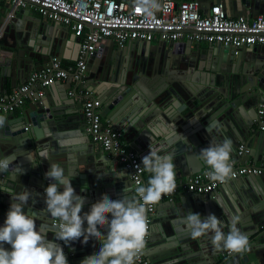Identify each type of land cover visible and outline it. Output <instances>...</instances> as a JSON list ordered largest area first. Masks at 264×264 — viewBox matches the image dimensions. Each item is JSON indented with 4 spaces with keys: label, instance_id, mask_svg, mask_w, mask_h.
<instances>
[{
    "label": "water",
    "instance_id": "95a60500",
    "mask_svg": "<svg viewBox=\"0 0 264 264\" xmlns=\"http://www.w3.org/2000/svg\"><path fill=\"white\" fill-rule=\"evenodd\" d=\"M199 3L206 15L216 3L222 4L227 16L264 14V0H199ZM6 8L10 11L8 4ZM5 11L0 12V25L5 22L4 39L0 40V94L7 95L8 81L14 90L21 82L18 80H26L32 70L45 67L52 57L66 58L61 54L64 41L72 40L78 50L79 39L73 33L68 35V28L60 23L43 22L29 8L17 7L11 16ZM56 30H62V36L58 37ZM106 41L99 43L87 61L84 86L101 96L100 114L112 124L125 100L131 98L124 93L135 92V106L129 112L134 116L124 126L117 123L113 126L123 132L130 148L140 152L141 161L147 154L143 153V146L150 147L149 141H142L144 125L153 127L149 139L153 144L159 141L155 146H164L161 154H173L176 177L198 173L208 166L198 154L213 139L219 143L230 138L233 150L246 143L248 151L241 163L264 161V130L256 128L254 121L261 105L263 121L258 126L264 128V45L235 48L212 42L201 44L187 37L167 43L131 40L114 48V42L110 41L108 53L103 56L100 52ZM132 49H138L139 54L133 57L126 53ZM76 58L77 55L67 59ZM103 81L110 84L105 86ZM60 84L55 81L43 87V95H34L20 116L0 113L6 117L5 126L0 128V158L11 157L12 166L20 165L24 170L14 178L10 170L0 181V227L4 226L13 203L12 196L2 190L9 188L19 193L26 188L34 193L35 202L30 199L23 210L37 214V230L43 225L50 240H55L52 218L42 210L46 208L43 189L55 182L45 177L52 162L59 163L65 174L73 175L72 186L85 198L81 215L89 212L104 194L113 200L120 199L128 187L127 195L135 196L126 172L113 178L104 174L102 168L110 165L114 173L119 162L111 160L104 150H98L99 144L89 146V136L81 129V103L68 96L69 85H63V93ZM245 179L262 199L247 207L240 204L242 210H229L222 205L217 195L222 193L221 188L202 194L183 192L184 197L163 201L170 216L160 225L162 243L155 246V237L151 236L143 252L151 264H264V174L246 175ZM232 181L236 185L242 180L230 179L233 185ZM59 190L63 191V187ZM156 213L155 221L161 223L164 218ZM188 213H198L202 218L214 214L225 233L230 230L231 219L238 217L237 227L248 236L251 251L223 256L225 250L212 245L211 233L192 239L184 221ZM84 227L87 228L86 221ZM100 231L107 234L106 228ZM55 243L63 248L71 264H81L101 247V242L94 238L84 244L83 237L70 244L60 240ZM5 247L11 249L10 245Z\"/></svg>",
    "mask_w": 264,
    "mask_h": 264
},
{
    "label": "built area",
    "instance_id": "2783aa9c",
    "mask_svg": "<svg viewBox=\"0 0 264 264\" xmlns=\"http://www.w3.org/2000/svg\"><path fill=\"white\" fill-rule=\"evenodd\" d=\"M10 7L12 15L17 7H30L41 18L57 22L70 28L79 39L77 58L62 63L57 57L43 68L32 70L27 79L16 86L7 95L0 94V113H12L22 108L34 95L42 96L43 87L54 81L70 84L68 95L82 103L84 132L102 150L115 156L129 174L135 188L146 186L144 168L138 154L124 141L123 132L114 127L110 119L100 114L101 101L95 93L84 86L88 59L97 51L101 41L110 39L123 46L130 40L172 42L182 37L196 42H212L222 45L241 46L264 45V14L250 17L248 14L235 17L227 16L221 3L211 6L209 14H202L199 0H161L160 10L154 19H147L144 11L131 0H3ZM29 8V9H30ZM184 30L191 32L184 33ZM257 123L263 121L262 106L257 108ZM262 129L263 126H260ZM248 151L245 145H239L236 157L231 158L235 179L245 175L264 174V161L241 163L242 156ZM140 165V168H137ZM209 167L193 173L185 179L176 178V190L162 196L159 203L171 201L182 192L209 193L214 191L219 182L208 179ZM6 173H0V181ZM1 189V184H0ZM46 189V188H45ZM45 189L43 190L44 194ZM158 204V203H157ZM157 204L146 208L149 224L148 241L153 216ZM52 220V225H53ZM58 223V221H57ZM226 254L231 253L226 251ZM225 255V253H223ZM69 264V262H68ZM136 264H151L144 255Z\"/></svg>",
    "mask_w": 264,
    "mask_h": 264
},
{
    "label": "clouds",
    "instance_id": "9594fccd",
    "mask_svg": "<svg viewBox=\"0 0 264 264\" xmlns=\"http://www.w3.org/2000/svg\"><path fill=\"white\" fill-rule=\"evenodd\" d=\"M136 5L149 20L154 19L155 12L160 10L159 0H136ZM5 123L6 117L0 115V128ZM163 148V145L150 144V153L142 158V165L151 175L146 186L135 189V196L127 195L128 187L120 199L113 200L104 194L83 215L85 198L72 186L73 175L65 174L59 163H51L45 177L55 182L44 188L46 208L42 211L50 214L54 222L55 240L70 244L83 237L84 244L91 238L101 242L98 253L86 256L81 264H136L146 248L149 232L146 208L159 203L162 196L173 193L177 187L173 154H161ZM232 151L233 142L227 137L219 143L213 139L208 147L200 150L199 158L211 169L206 173L209 180L223 184L235 176ZM13 161L7 156L0 158V173L11 170L12 178L23 174L20 165L12 166ZM61 187L63 191L59 190ZM2 191L12 196L13 203L4 226L0 227V264H68L63 248L55 240L48 239L45 227L40 225L37 230V214L23 210L30 199L35 202L34 193L26 188L19 193H13L9 188ZM238 219L235 216L231 219L228 233L222 231V222L214 214L202 218L198 213H188L184 221L192 239L211 233V243L215 248L242 255L251 248L248 236L237 227ZM104 228L107 229L106 235L100 231ZM6 244L11 246L10 250Z\"/></svg>",
    "mask_w": 264,
    "mask_h": 264
},
{
    "label": "crops",
    "instance_id": "0c3cea01",
    "mask_svg": "<svg viewBox=\"0 0 264 264\" xmlns=\"http://www.w3.org/2000/svg\"><path fill=\"white\" fill-rule=\"evenodd\" d=\"M206 3H207V1H206ZM209 3V2H208ZM6 5H7V2L6 1H3V0H0V12L1 13H3L5 10V12L6 13H8L7 12V9L8 8H6ZM212 5H214V4H212ZM24 8H30V7H24ZM31 9V8H30ZM32 10V9H31ZM225 10V9H224ZM37 16H39L40 17V15L36 12V11H34V10H32ZM200 11H201V13L202 14H204L203 12H202V10L200 9ZM227 11V10H226ZM231 17H234V16H231ZM41 18V17H40ZM42 21L43 22H45V23H51L52 21H49V20H46V19H43L42 18ZM3 23V22H2ZM4 25H5V22L3 23V24H1L0 25V40H3L4 38V33H3V29H4ZM58 37L59 36H62V34H63V32H62V30H56L55 32H54ZM73 32H72V30L70 29V28H68V35H70V34H72ZM56 35H54L55 37H56ZM57 37V38H58ZM68 37V36H67ZM186 38V36H184V37H182V39H185ZM61 40V39H60ZM110 39H108L106 42V44L104 45V47L102 46V50H101V54L103 55V56H105L107 53H108V45L110 44ZM131 41V40H130ZM53 42H56V40L55 41H53ZM151 42H154V43H158L159 42V40H152ZM105 43V42H104ZM167 43V42H166ZM201 44H206L207 42H200ZM125 45V44H124ZM41 45H39V47H40ZM42 47H44V49H45V46H42ZM118 47H120V46H118V44L117 43H115L114 42V48H118ZM62 50H61V54H62V56H64V57H66V58H62L61 59V62L62 63H67V62H70V61H73V60H70V59H67V58H70V57H75L76 55H77V45H76V43L75 42H73L72 40H66V41H64V44H63V46H62V48H61ZM126 53H129L130 54V56H133V57H135L136 55H138L139 54V50L138 49H132V50H130V51H126ZM126 55V54H125ZM18 81H21V82H19L18 83V85L19 84H21L22 82H24L25 81V79H23V78H21V80H18ZM103 83L105 84V86H108L109 84H110V82L109 81H103ZM63 85H64V87L65 86H67L68 87V85L70 86V84H68L67 82H63V81H61V84H60V89L59 90H61L63 93H64V87H63ZM6 87H7V91H8V93H10L11 91H12V88L10 87V82L8 81L7 82V84H6ZM125 87V86H124ZM54 89H55V87H54ZM55 90H57V89H55ZM68 90H69V87H68ZM95 91V90H94ZM93 91V92H94ZM130 90H128L127 92H125L124 94H128L129 93V95H130V97L131 98H129V99H127V100H125V102H124V104H123V106L121 107V109L117 112V114H116V118H114L115 119V121L116 122H114L113 123V125H116V123L118 124V125H121V126H124L128 121H129V119L131 118V117H133L134 116V114L133 115H131V114H129V112H130V110L135 106V99L133 98V95H136L135 94V92L134 91H132V92H129ZM68 92V91H67ZM95 93V95L99 98V99H101V96L95 91L94 92ZM70 98H73L72 96H70V95H68ZM102 100V99H101ZM100 100V101H101ZM74 101H76V102H80V101H78L77 99H75L74 98ZM30 102H32V99H28V100H26V102H25V104H24V106L22 107V108H19V109H16V110H14L12 113H11V117H16V116H20V115H22L23 114V112H24V109L27 107V104L28 103H30ZM81 103V102H80ZM159 109H157V111H158ZM80 112H81V114H82V103H81V109H80ZM131 115V116H130ZM139 117V116H138ZM138 117H136L135 119H137ZM82 119H81V122H82V126H81V129H82V132L85 134V132H84V119H83V114H82V117H81ZM13 121V120H12ZM255 123H257V122H255ZM258 124L259 123H257L255 126H256V128H259V129H261L260 128V125L258 126ZM120 127V126H119ZM151 127L152 126H149V125H144L143 126V128H142V130H141V132H143V139L144 140H142L144 143H145V140L146 141H149V143L151 144L152 142L150 141V139H151V137L150 136H152V130H151ZM166 127V126H165ZM153 128V127H152ZM119 129V128H118ZM229 129L231 130V127H229ZM263 130H264V128H262ZM168 130V129H167ZM167 132H169V130L167 131ZM174 133L176 134L177 132L176 131H174ZM240 137V136H239ZM150 138V139H149ZM89 141H90V144H89V146H92L93 144L94 145H96V143H94L90 138H89ZM124 141L126 142V140L124 139ZM159 141H155L154 142V144H156L157 145V143H158ZM127 143V142H126ZM127 145H128V143H127ZM240 145H245L246 147H247V144L246 143H244V142H242V143H240ZM97 146H98V144H97ZM134 146H135V144H134ZM157 147H159V146H157ZM148 148H150L148 145H144L143 146V153L144 152H146L147 154L146 155H148L149 153H150V151L148 150ZM97 149L98 150H101L102 148L101 147H97ZM133 150H135V152L139 155V151L137 150V149H133ZM236 151H237V148H236V150H233V156H231V158H233V157H236ZM105 152V154H108V156L110 157V159L111 160H117L118 161V159L115 157V156H113V155H111V154H109V153H107L106 151H104ZM107 157L105 156V159H106ZM140 158V157H139ZM108 159V158H107ZM141 160V159H140ZM241 161V160H240ZM119 162V161H118ZM142 162V161H141ZM245 163L246 162H248V163H252L251 161H244ZM207 167H209V166H206V167H204V168H207ZM102 170L104 171V174H107V175H109L111 178H113L114 177V175H118V174H121V173H123V172H126L127 173V171L123 168V166H122V164L119 162L118 163V169L116 170V168H115V172L114 173H112L111 172V170H114V168L113 167H110V165H107V166H105L104 168H102ZM8 173L9 172H7L6 173V176L8 175ZM102 174V173H101ZM191 174H193V173H187V174H184L183 176H181V177H178V178H181V179H185L187 176H189V175H191ZM150 173H148L147 171H145L144 170V177L146 178V179H149L150 178ZM127 176H128V180L130 181V183H131V185L129 186L130 187V190H132V191H134V193H135V186L132 184V182H131V179H130V177H129V174L127 173ZM36 178V177H35ZM177 178V177H176ZM246 178V175L245 176H240V177H238V178H235V180H242V181H240V183H238V184H236L235 185V181H232L233 182V185H232V183H229V180H227L225 183H223L222 185H220V186H218L217 188H221V191H222V193H220V192H218V198H219V200H220V202H222V205H224V206H226V208L227 209H231V208H236V209H240V210H242V205H241V207H240V204H243V206H244V204L246 205V207L247 206H249L250 204L252 205V204H254V203H256L257 204V202L255 201L256 199H258L259 201H261L260 200V198H261V195H258L259 193H258V191L256 190V188L254 187V186H252L251 187V185H250V183H249V181L248 180H246L245 179ZM38 181L40 180L38 177L36 178ZM234 180V179H233ZM46 188V187H45ZM135 188V189H134ZM250 189V190H249ZM132 191H130V192H132ZM248 191H251V193L249 194L248 193ZM181 197H184V193L182 192V193H180L178 196H176V198L175 199H178V198H181ZM262 199V198H261ZM160 206V207H159ZM158 207H159V209H158ZM156 212H158L159 213V215H160V217H162V218H164V220L161 222V223H159L158 222V220L157 221H155L156 220V215H157V213ZM170 216V214H169V211H168V209H166V208H164V204H163V202H161V203H158L157 204V207H156V210H155V213H154V216H153V220H152V224H151V229H150V233H149V237H155V242H156V244H155V246H160L161 245V243H162V240H161V231H160V225L162 226V223H165L166 222V219H167V217H169ZM154 221V222H153ZM149 237H148V239H149ZM148 242H149V240L147 241V243H146V245L148 244ZM223 253H225V255H223V256H227V254H226V250L223 252ZM230 255V254H229ZM221 258H223L222 257V255L220 256ZM68 262H69V264H71V262H70V260H68ZM262 262V261H261ZM264 262V261H263Z\"/></svg>",
    "mask_w": 264,
    "mask_h": 264
}]
</instances>
